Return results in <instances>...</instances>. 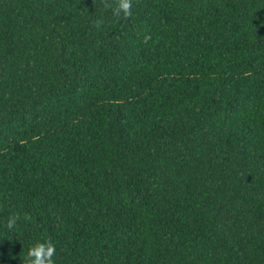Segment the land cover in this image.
<instances>
[{
	"label": "trees",
	"instance_id": "1",
	"mask_svg": "<svg viewBox=\"0 0 264 264\" xmlns=\"http://www.w3.org/2000/svg\"><path fill=\"white\" fill-rule=\"evenodd\" d=\"M132 12L0 0V264H264V0Z\"/></svg>",
	"mask_w": 264,
	"mask_h": 264
},
{
	"label": "clouds",
	"instance_id": "2",
	"mask_svg": "<svg viewBox=\"0 0 264 264\" xmlns=\"http://www.w3.org/2000/svg\"><path fill=\"white\" fill-rule=\"evenodd\" d=\"M105 7L112 11L113 16L122 17L127 20L133 16V0H114L113 3H108V0H103ZM103 23L102 19L95 21V26L100 27ZM152 39L151 35H145L142 42L147 44ZM23 218L26 221L31 220L29 213H13L9 216L6 228L9 230L14 229L17 222ZM56 254V246L51 240H45L43 242L37 241L28 250L23 264H55L53 257Z\"/></svg>",
	"mask_w": 264,
	"mask_h": 264
}]
</instances>
